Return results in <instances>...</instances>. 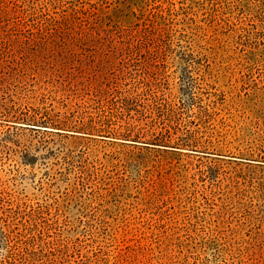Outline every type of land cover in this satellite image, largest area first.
I'll list each match as a JSON object with an SVG mask.
<instances>
[{
	"label": "rangeland",
	"instance_id": "obj_1",
	"mask_svg": "<svg viewBox=\"0 0 264 264\" xmlns=\"http://www.w3.org/2000/svg\"><path fill=\"white\" fill-rule=\"evenodd\" d=\"M0 264H264V0H0Z\"/></svg>",
	"mask_w": 264,
	"mask_h": 264
}]
</instances>
